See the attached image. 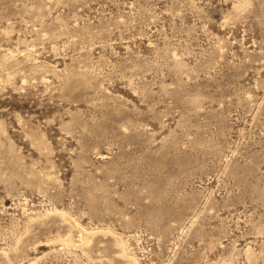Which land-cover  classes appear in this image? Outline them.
Returning a JSON list of instances; mask_svg holds the SVG:
<instances>
[{"label":"rangeland","instance_id":"1","mask_svg":"<svg viewBox=\"0 0 264 264\" xmlns=\"http://www.w3.org/2000/svg\"><path fill=\"white\" fill-rule=\"evenodd\" d=\"M0 264H264V0H0Z\"/></svg>","mask_w":264,"mask_h":264},{"label":"bare ground","instance_id":"2","mask_svg":"<svg viewBox=\"0 0 264 264\" xmlns=\"http://www.w3.org/2000/svg\"><path fill=\"white\" fill-rule=\"evenodd\" d=\"M67 242V241H66Z\"/></svg>","mask_w":264,"mask_h":264}]
</instances>
